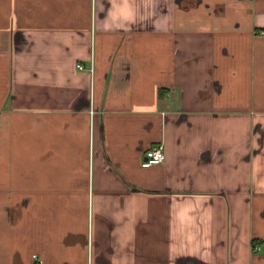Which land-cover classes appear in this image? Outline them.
Masks as SVG:
<instances>
[{"label": "crops", "instance_id": "1", "mask_svg": "<svg viewBox=\"0 0 264 264\" xmlns=\"http://www.w3.org/2000/svg\"><path fill=\"white\" fill-rule=\"evenodd\" d=\"M260 30L264 0H0V264H264Z\"/></svg>", "mask_w": 264, "mask_h": 264}, {"label": "built area", "instance_id": "2", "mask_svg": "<svg viewBox=\"0 0 264 264\" xmlns=\"http://www.w3.org/2000/svg\"><path fill=\"white\" fill-rule=\"evenodd\" d=\"M259 35L264 36V30L258 31ZM79 69L83 68L82 65H77ZM165 158L164 150L162 145H156L151 147L145 152L143 161L141 165L143 167H149L154 164L161 163ZM34 258H37L36 255H34Z\"/></svg>", "mask_w": 264, "mask_h": 264}]
</instances>
